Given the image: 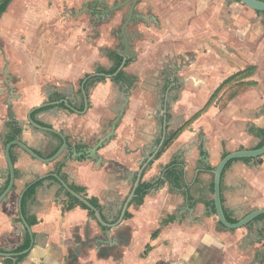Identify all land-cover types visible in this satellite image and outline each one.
<instances>
[{
    "label": "crops",
    "instance_id": "obj_1",
    "mask_svg": "<svg viewBox=\"0 0 264 264\" xmlns=\"http://www.w3.org/2000/svg\"><path fill=\"white\" fill-rule=\"evenodd\" d=\"M123 1L13 0L0 17V193L9 183L8 142L20 139L43 157L62 143L30 123L33 108L69 99L84 112L47 106L32 118L61 131L73 147L89 148L110 130L122 93L128 95L115 137L98 150L100 165L68 151L43 163L13 146L19 176L0 204V251L10 254L0 256V264H264V215L255 226L229 229L213 211L214 168L229 152L264 141V12L240 0H137L140 17L127 26L130 34L139 32L131 41L136 58L125 67L137 80L129 89L113 78L91 80L85 110L83 80L100 67L113 69L122 57L115 52V30L133 1L109 21H95L94 7ZM13 121L22 128L19 137ZM165 128L169 137L181 132L163 145L141 183L156 181L168 165L179 163L180 185L166 182L142 204L132 202L126 211L131 216L108 236L89 210L67 208L71 198L50 175L59 162H65L63 179L96 198L106 221H117L143 155L159 146ZM35 183L24 212L22 201L30 234L19 197ZM221 191L232 220L264 209V156L232 161ZM98 237L105 244L91 248Z\"/></svg>",
    "mask_w": 264,
    "mask_h": 264
},
{
    "label": "water",
    "instance_id": "obj_2",
    "mask_svg": "<svg viewBox=\"0 0 264 264\" xmlns=\"http://www.w3.org/2000/svg\"><path fill=\"white\" fill-rule=\"evenodd\" d=\"M129 1L130 0H125L123 2L116 3L113 6L106 5V9L102 12V14L104 15L103 17L106 18V16H107V20L115 17L116 12L118 10L122 9L125 4L129 3ZM132 1H133V3H132V5H130L129 11L126 15V19L124 20V22L121 26V29H120L121 34L123 35L124 40H125V49L123 51L120 50V52L116 51V53L118 55L123 57V61L120 65L119 69L113 74H105L104 72L100 71V72H95L93 74H90L87 78H85L83 80L82 94H83V99H84V104H85V110H87L89 108L88 84L91 83V80H93V79L99 80V77H102V76H105L107 78L112 79V78L116 77L119 74V72L125 67L128 60L136 58V53L133 50V47H131V45L129 43V38L127 36V26L133 22L134 17H140V14L135 9L136 4H137V0H132ZM240 1H242L245 5H247L248 7L252 8L256 11L264 12V0H240ZM2 2H3V0H0V6H1ZM121 96H122L123 102L121 103V105L117 111L116 118L111 122L110 130L107 131L92 147L85 148L84 150L79 151V152L76 151L73 154V157H80L82 155H85L88 159H92L98 165L101 164L103 159L98 154V150L101 149L105 145V143L111 141L115 137V130L117 128L118 123L121 121V118L124 115L125 108H126L127 103H128L127 93L123 92ZM8 104L10 106H12L11 99L8 101ZM61 105H65L68 109L74 110L75 112H78L80 114L84 112V111L76 110L74 108V105H72V103L70 102L69 99H62L59 101H52V102L43 103V104L33 108L29 114V121L34 127H36L37 129H42L45 131L52 132L61 139L62 143L54 155H52L51 157H48V158L43 157L42 155L37 153L33 148L29 147L25 142H23L20 139H16V140H13V141H10L7 143L6 150H5V157L7 159V163H8V167H9V173H8L9 174V176H8L9 177V183H8L7 187L0 193V204L8 198V195L13 190L14 185H15V181H16V169H15L14 161H13L12 154H11V149L13 148V146H19L21 149H23L26 153L31 155L33 158H35V159H37L43 163H53V162L57 161L62 156V154L64 152L69 150V142H68L66 136L61 131H58V130L50 128V127H45V126L39 125L32 118V114L37 110H40V109L45 108L47 106H61ZM164 132H165L164 137L162 138L159 146H157L154 149L153 153L150 156L143 155L144 157H146V161L142 163L141 168L139 169V171L136 174L137 175L136 181L134 183V186H133L131 193L129 194L126 202L122 206L121 214H120L118 220L113 222V223H109L108 221H106L103 217L102 209L97 208L89 200V198L86 197L84 194H81V193L77 192L76 190H74L69 185V183H67L59 174L51 173L50 175L53 176L59 182L60 186L63 187L64 191L67 193V195L70 198L84 204L93 212L94 218L98 222L101 229L104 230V234L106 236H108L109 231L111 229H113L114 227H117L123 221V219H125L126 211H127L128 207L134 201V199L137 197V189L141 184L142 177H143L145 170L147 169V167H149V165L152 163V161L156 158L159 151L163 147L165 141L170 136L167 132V128H165ZM262 156H264V144L259 148L240 149V150L229 152L220 160V162L214 168V170H213V174H214V206H215L217 217H218L221 225H223L224 227L229 228V229L242 228V227H245V226H248L250 224L255 223L256 220L259 219V217L264 215V209H256V210L252 211L251 213H249L248 215H246L243 219H241L235 223H232L227 219V215L225 213V209L223 206L222 194H221L223 174H224L227 166L232 161H234L236 159H255V158L262 157ZM31 185L32 184H29L22 191V193L20 194V197H19V209L21 211L22 222H23V225L26 227L28 233H30V234H31V227L27 223L26 218L22 213V201H23V197L25 195V192L28 190V188ZM91 242L92 243L96 242L94 245L91 246V248H93L94 246L100 247L102 244H105L101 237L95 238ZM22 243L24 244L25 240ZM110 243H114V240L112 239L110 241ZM27 252L28 251L26 250L23 253H27ZM7 255H10V254L0 251L1 257L7 256Z\"/></svg>",
    "mask_w": 264,
    "mask_h": 264
},
{
    "label": "trees",
    "instance_id": "obj_3",
    "mask_svg": "<svg viewBox=\"0 0 264 264\" xmlns=\"http://www.w3.org/2000/svg\"><path fill=\"white\" fill-rule=\"evenodd\" d=\"M11 1L12 0H3L2 4L0 6V15L3 14L6 11L8 5L10 4ZM122 60H123V57H118L117 64H116V66L113 69H110V70H99V71L104 72L105 74H113L120 67ZM130 61L131 60H128L126 66L130 63ZM105 78H106L105 76L104 77H99V80H103ZM113 80L116 81L117 83H123L125 86H127V89H129L131 86L134 85V83L137 80V77L127 73V71L125 69H123V70H121L119 72V74L116 77L113 78ZM56 99L60 100L61 98L57 97ZM11 126H12V129H13L14 137L21 136L22 128L18 125V123L16 121H13ZM179 132H181V129L177 130L174 134L171 135V137H169L165 141V144H164L165 147L168 146L177 137ZM263 144H264V141L257 148L261 147ZM84 149L85 148L82 147V146L73 147L72 145L69 144L68 156H72L76 151L79 152V151H82ZM55 152L52 155H54ZM52 155H50L48 157H51ZM48 157H46V158H48ZM85 157H86L85 155L80 156V158H85ZM64 163L65 162H59L57 167H56L57 174H59L62 178H66L64 173L62 172V168L64 166ZM182 174H183L182 164L172 163V164L168 165L165 168V170L162 173V175L156 181H154V182H142L140 184V186L137 189V197L134 199L133 202L136 205L142 204L143 200H144V197L146 196V194L148 192H150L154 188H158V187L162 186L166 182H170V183L174 184L175 186L180 185L181 181H182ZM18 176H19V172H18V170H16V177H18ZM37 185H38V183L32 184L28 188V190L25 192V195L23 197V212H24L25 201L34 193V190H35ZM71 187L74 190H76L77 192H79L81 194H84L87 197L84 187H81V186H78V185H74V184L71 185ZM89 200L97 208H101V206H100V204H99V202H98V200L96 198L92 197V198H89ZM75 205H80L83 208L89 210V213L91 214V216H93V212L87 206H85L84 204L80 203L79 201L73 200L72 198L69 200V202L67 204V208H72ZM213 211L216 212L215 207H213ZM130 216H131V214L129 212H127L126 213V217H130ZM227 219L230 222H232V223L237 222V221L232 220V219H230L228 217H227ZM36 222H37L36 219H30L29 220V223L31 225L35 224ZM27 246H28V243H27V240H25V243L21 246V248H24L23 250H26Z\"/></svg>",
    "mask_w": 264,
    "mask_h": 264
},
{
    "label": "flooded vegetation",
    "instance_id": "obj_4",
    "mask_svg": "<svg viewBox=\"0 0 264 264\" xmlns=\"http://www.w3.org/2000/svg\"><path fill=\"white\" fill-rule=\"evenodd\" d=\"M12 1H13V0H12ZM12 1H11V2H12ZM11 2H10V3H11ZM9 5H10V4H9ZM9 5H8V7H9ZM8 7H7V9H8ZM94 8H95V11H94L95 21H97V20L109 21V20H107V16L105 15V16H106V18H105V17H103L104 15L102 14V12L106 9V5H104V6H103V9H101V10H100V9H97V7H94ZM7 9H6V11H7ZM6 11H5V12H6ZM5 12H4V13H5ZM4 13H3V14H4ZM3 14H1L0 17H1ZM125 19H126V17H125ZM125 19H124V20H125ZM124 20H123V22H124ZM122 24H123V23H122ZM93 25H94V23H93ZM93 25H92V26H93ZM95 27H96V26H95ZM120 29H121V27L118 29V32H117V31L115 32L116 36L120 38V39H119L120 43H119L118 46L116 47L115 52H116V51H117V52H120V50L123 51V50L125 49V40H124L123 35L121 34ZM94 32H95L97 35H99V33H98V31H97V28L94 29ZM134 33H136L137 35L139 34V32H137V31H134V32L131 33V34L127 31V36H128V38H129V43H130L131 47H133L132 44H131V41H132V37H133L132 34H134ZM133 50H134V49H133ZM130 60L132 61V60H134V59H130ZM122 61H123V60H122ZM131 61H130V62H131ZM127 62H128V61H127ZM121 63H122V62H121ZM126 64H127V63H126ZM125 67H127V66L125 65ZM125 67H124L123 69H125ZM118 69H119V68H118ZM123 69H122V70H123ZM99 70H104V69H103L102 67H100V68L98 69V71H99ZM99 72H100V71H99ZM102 77H104V76H102Z\"/></svg>",
    "mask_w": 264,
    "mask_h": 264
},
{
    "label": "rangeland",
    "instance_id": "obj_5",
    "mask_svg": "<svg viewBox=\"0 0 264 264\" xmlns=\"http://www.w3.org/2000/svg\"><path fill=\"white\" fill-rule=\"evenodd\" d=\"M115 16H116V14H115ZM114 18V17H113ZM100 30V29H99ZM115 31H117L118 32V30H115ZM137 32H138V30H136ZM117 44H115V46H116Z\"/></svg>",
    "mask_w": 264,
    "mask_h": 264
}]
</instances>
